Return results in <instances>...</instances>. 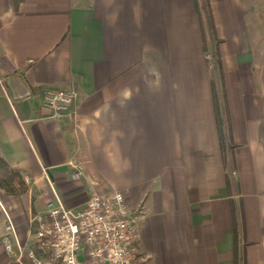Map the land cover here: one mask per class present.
<instances>
[{"label": "crops", "instance_id": "1", "mask_svg": "<svg viewBox=\"0 0 264 264\" xmlns=\"http://www.w3.org/2000/svg\"><path fill=\"white\" fill-rule=\"evenodd\" d=\"M207 1L213 32L195 0H0V155L29 186L0 187V236L7 213L32 246L55 194L120 191L150 264H234L236 243L264 264V0ZM50 88L76 90L74 110L54 117ZM0 264H18L1 239Z\"/></svg>", "mask_w": 264, "mask_h": 264}, {"label": "built area", "instance_id": "2", "mask_svg": "<svg viewBox=\"0 0 264 264\" xmlns=\"http://www.w3.org/2000/svg\"><path fill=\"white\" fill-rule=\"evenodd\" d=\"M206 59L212 60L211 55ZM77 97L76 90L50 88L43 103L58 118L74 110ZM7 218L1 240L19 264H149L140 248L139 217L120 191H92L78 207L67 206L55 194L30 221L36 228L31 248L20 243Z\"/></svg>", "mask_w": 264, "mask_h": 264}, {"label": "trees", "instance_id": "3", "mask_svg": "<svg viewBox=\"0 0 264 264\" xmlns=\"http://www.w3.org/2000/svg\"><path fill=\"white\" fill-rule=\"evenodd\" d=\"M9 1L14 9V12L18 13L20 3L23 0H9ZM195 2H196V7L198 10L199 20H200L202 29L205 30V26L207 25L213 32V27L209 26V24L210 25L212 24V21H211L210 12H209L208 5H207L208 1L204 0L205 17H203L201 9L199 8L198 0H195ZM206 49H207V45H206ZM213 98H214V108H215L216 121L218 125L219 136H220L221 148H222V152L225 155L227 146H232L231 142L229 141L230 136L227 134L228 114H227L226 106L223 104L215 84L213 85ZM261 135L264 140V122L261 125ZM0 187L6 193L10 195H22L26 193L29 189V186L27 182L25 181L24 177L22 176V174L16 171L15 169H13L1 155H0ZM234 233L236 236L237 227L235 223H234ZM234 254H235L234 264H238L239 250H238L237 243L234 247Z\"/></svg>", "mask_w": 264, "mask_h": 264}, {"label": "rangeland", "instance_id": "4", "mask_svg": "<svg viewBox=\"0 0 264 264\" xmlns=\"http://www.w3.org/2000/svg\"><path fill=\"white\" fill-rule=\"evenodd\" d=\"M207 55H211V57H212V60H207L206 59V62H207V66L209 67V68H215V69H218V57L216 56V54L215 53H212V51H211V53H206V57H207ZM234 174H235V171H234ZM92 192V191H91ZM25 194V193H24ZM23 195V194H22ZM18 196H20V195H18ZM43 211V210H42ZM42 211H40V212H42ZM40 212H32L31 214H30V216L28 217V219H29V222L31 221V219L34 217V215H36V214H38V213H40ZM6 216H8V214L6 213ZM10 217V216H9ZM12 220V219H11ZM13 221V220H12ZM7 223H8V218H7V222H6V225H7ZM31 224V223H30ZM6 225H5V231L3 232V234L0 236V239H1V237L5 234V232H6ZM15 225V224H14ZM31 226H32V224H31ZM33 228V235H34V244L32 245V246H29L28 248H31V247H35V234H36V228L34 227V226H32ZM15 228H16V226H15ZM17 230V229H16ZM17 232V231H16ZM18 235V234H17ZM19 239V238H18ZM2 241V240H1ZM20 241V240H19ZM13 242L15 243V239L13 240ZM20 243H21V241H20ZM22 244V243H21ZM14 245H16V244H14ZM23 246H25L24 244H22ZM25 247H27V246H25ZM8 252V251H7ZM15 261H16V259H15V257L14 256H12V254L10 255ZM17 262V261H16ZM18 263V262H17ZM19 264V263H18ZM150 264V263H149Z\"/></svg>", "mask_w": 264, "mask_h": 264}]
</instances>
